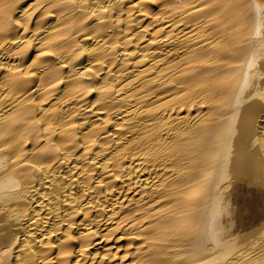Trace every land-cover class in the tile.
Here are the masks:
<instances>
[{
	"label": "bare ground",
	"instance_id": "bare-ground-1",
	"mask_svg": "<svg viewBox=\"0 0 264 264\" xmlns=\"http://www.w3.org/2000/svg\"><path fill=\"white\" fill-rule=\"evenodd\" d=\"M0 264H264V0H0Z\"/></svg>",
	"mask_w": 264,
	"mask_h": 264
}]
</instances>
